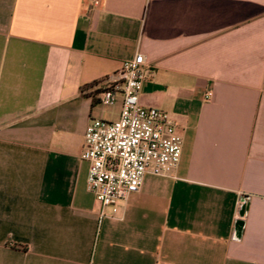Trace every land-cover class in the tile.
<instances>
[{
  "label": "crops",
  "instance_id": "crops-1",
  "mask_svg": "<svg viewBox=\"0 0 264 264\" xmlns=\"http://www.w3.org/2000/svg\"><path fill=\"white\" fill-rule=\"evenodd\" d=\"M136 52L182 153L100 217L83 134ZM0 264H264V0H0Z\"/></svg>",
  "mask_w": 264,
  "mask_h": 264
},
{
  "label": "built area",
  "instance_id": "built-area-1",
  "mask_svg": "<svg viewBox=\"0 0 264 264\" xmlns=\"http://www.w3.org/2000/svg\"><path fill=\"white\" fill-rule=\"evenodd\" d=\"M92 2L98 6L101 0ZM151 75L142 53L124 60L102 81L99 93L104 106L115 105L121 96L118 118H91L85 127L80 159L88 163L86 183L100 217L115 216L119 204L139 191L145 174L169 175L180 161L182 137L175 123L165 112L139 103L142 83ZM211 95L207 91L204 98Z\"/></svg>",
  "mask_w": 264,
  "mask_h": 264
},
{
  "label": "water",
  "instance_id": "water-1",
  "mask_svg": "<svg viewBox=\"0 0 264 264\" xmlns=\"http://www.w3.org/2000/svg\"><path fill=\"white\" fill-rule=\"evenodd\" d=\"M242 202H244V203H243V205L241 206V211H240V216H241V217L244 215V212H245L246 199L244 198ZM241 225H242V221H238V222H237V227H238V228H237V231H238V229L240 230ZM236 236H238V235H236Z\"/></svg>",
  "mask_w": 264,
  "mask_h": 264
}]
</instances>
